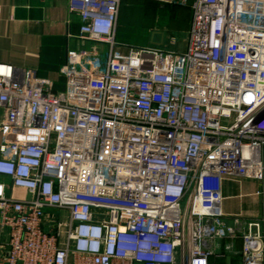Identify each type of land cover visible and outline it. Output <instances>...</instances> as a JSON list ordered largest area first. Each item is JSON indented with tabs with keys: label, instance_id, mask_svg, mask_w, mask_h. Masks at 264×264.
I'll use <instances>...</instances> for the list:
<instances>
[{
	"label": "built area",
	"instance_id": "1",
	"mask_svg": "<svg viewBox=\"0 0 264 264\" xmlns=\"http://www.w3.org/2000/svg\"><path fill=\"white\" fill-rule=\"evenodd\" d=\"M121 4L70 0L107 49L69 52L64 90L0 63L5 262L264 264L263 221L223 210L225 180L264 183V0H194L183 51L121 44Z\"/></svg>",
	"mask_w": 264,
	"mask_h": 264
},
{
	"label": "crops",
	"instance_id": "2",
	"mask_svg": "<svg viewBox=\"0 0 264 264\" xmlns=\"http://www.w3.org/2000/svg\"><path fill=\"white\" fill-rule=\"evenodd\" d=\"M136 1H144L145 7L147 1L171 5L153 0H122L117 24V40L135 46H154L147 45L146 41L141 43L138 38L134 41L136 43L128 39L129 25L137 22L132 20L131 15L136 11L143 14L142 4L138 6ZM188 1L191 5L194 0ZM190 11L193 13L192 8ZM185 13L186 17L190 16L188 12ZM192 17H190L191 21ZM81 23L80 16L70 10V0H0V63L35 70L39 77L52 82L55 91L64 90L66 76L61 72V68L65 64L69 52L88 49L105 52L107 49L105 44L80 40L77 36ZM179 25H176L175 28L184 32V36L176 39L173 45L180 42L179 49L183 51L188 43L189 37L184 38L188 26ZM3 120L4 114L0 111V124ZM2 138L0 130V145ZM263 189L264 183L259 181L225 180L223 183L224 212L227 216L240 215L246 221L261 220L264 232V195L257 193ZM8 191L17 198L27 195V192L21 188ZM246 199H249L248 203L245 202ZM52 213L63 220H69V213L66 210H57ZM227 219L230 222L233 221V217H227ZM216 248L218 251H226L230 255L226 261L228 258L234 262L241 260V238L217 242ZM5 250L4 237L0 233V264H7L4 260Z\"/></svg>",
	"mask_w": 264,
	"mask_h": 264
},
{
	"label": "rangeland",
	"instance_id": "3",
	"mask_svg": "<svg viewBox=\"0 0 264 264\" xmlns=\"http://www.w3.org/2000/svg\"><path fill=\"white\" fill-rule=\"evenodd\" d=\"M143 2L144 1L135 2L138 6H141L142 4L141 7L143 9V14H140L139 11H136V13H133L131 15L132 20L137 22H133V24L129 25V29H127V33H129L128 39L134 42L136 41V38H138L141 43H144L143 41H146V43H148L147 45H154L165 50L180 51V42H178L176 45H173L171 41L173 39H180L184 36V32H180L175 28V26L179 24V26H181L182 24L188 26L184 38L187 39V36L189 37L192 24L190 17L193 16V13H191L190 11L192 8L191 5H189V3L186 5H163L145 1L147 3L145 7V3ZM175 5H181L183 7H178ZM185 12H188L190 16L186 17ZM126 45L129 44L126 43ZM245 202L248 203L249 199H246ZM184 205L185 203H183V206Z\"/></svg>",
	"mask_w": 264,
	"mask_h": 264
},
{
	"label": "water",
	"instance_id": "4",
	"mask_svg": "<svg viewBox=\"0 0 264 264\" xmlns=\"http://www.w3.org/2000/svg\"><path fill=\"white\" fill-rule=\"evenodd\" d=\"M227 262L230 263V258H228Z\"/></svg>",
	"mask_w": 264,
	"mask_h": 264
}]
</instances>
